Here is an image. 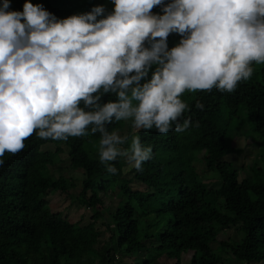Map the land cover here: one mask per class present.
Instances as JSON below:
<instances>
[{"label":"trees","instance_id":"16d2710c","mask_svg":"<svg viewBox=\"0 0 264 264\" xmlns=\"http://www.w3.org/2000/svg\"><path fill=\"white\" fill-rule=\"evenodd\" d=\"M31 2L58 18L94 6L93 0ZM23 3L11 0L10 8L22 11ZM179 39L180 34L170 33L169 47ZM254 72L231 93L215 88L185 92V116H191L192 124L183 132L173 127L166 134L155 129L137 133L131 121L109 125L121 134H139L153 146V158L130 178L124 176L123 158L112 162L116 173L106 171L97 150L99 134L90 131L67 140L34 132L20 152H6L0 166V264H123V259L153 264L161 255L174 264H225L226 259L264 264V183L241 176L225 161L231 148L219 123L221 108L232 120L242 107L264 140V64H254ZM108 99L115 97L104 94L102 100ZM59 155L69 160L71 171L81 172L76 201L92 212L86 225L50 208V193L74 188L72 178L60 175ZM207 172L212 175L206 179ZM99 219L108 234L103 241L95 229ZM231 227L236 228L232 233Z\"/></svg>","mask_w":264,"mask_h":264},{"label":"clouds","instance_id":"9594fccd","mask_svg":"<svg viewBox=\"0 0 264 264\" xmlns=\"http://www.w3.org/2000/svg\"><path fill=\"white\" fill-rule=\"evenodd\" d=\"M112 3L65 18L31 0L22 11L0 4V166L34 132L67 140L90 131L108 173L117 158L142 171L153 146L109 125L183 132L192 124L185 92L231 93L264 64V0ZM170 33L180 34L172 47Z\"/></svg>","mask_w":264,"mask_h":264},{"label":"rangeland","instance_id":"374dc122","mask_svg":"<svg viewBox=\"0 0 264 264\" xmlns=\"http://www.w3.org/2000/svg\"><path fill=\"white\" fill-rule=\"evenodd\" d=\"M93 3L94 5L103 4L105 8L113 9L112 0H93ZM219 123L221 127H225L226 141L231 148V152L225 157V161L237 169L241 176L250 177L264 183V140L259 138L254 132L244 109L241 107L236 116L230 120L227 109L221 108ZM122 130L125 131L124 128ZM47 148L48 146H44L42 149ZM58 159L60 160V175H63L65 178H72L74 188H70L67 194L60 192L50 193L47 197L50 208L53 212L61 213L63 217L68 218L73 223H78L81 226L86 225L91 221L92 212L88 208L79 206L76 201L77 194L81 189V172L71 171L69 160L65 156L59 155ZM134 171L135 168L126 161L123 169L124 176L130 178ZM200 171V174L203 176L205 171L201 168ZM211 175L210 172H207L205 178L207 179ZM105 200L109 202L110 198H106ZM113 200L111 198V202ZM115 204L116 202L113 201V205ZM95 229L100 233V241H103L108 236L102 219L96 221ZM235 229V227H231L229 232L232 233ZM220 237L225 238L226 234L221 233ZM131 262L132 260L123 259V264H130ZM174 262L175 260L168 258L166 255H161L153 264H174ZM225 264L235 263L230 259H226Z\"/></svg>","mask_w":264,"mask_h":264}]
</instances>
